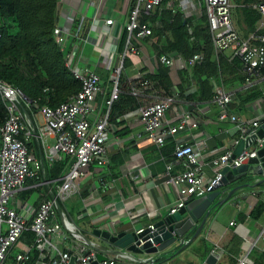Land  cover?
<instances>
[{"label": "built area", "instance_id": "1", "mask_svg": "<svg viewBox=\"0 0 264 264\" xmlns=\"http://www.w3.org/2000/svg\"><path fill=\"white\" fill-rule=\"evenodd\" d=\"M201 7L208 22L215 57L217 58L222 52H230L229 60L238 59L239 73L243 77L244 84L261 85L264 106V36H258L255 33L247 39L239 36L232 22L231 11L234 5L231 0H168L165 3L164 0H129L126 21L122 27V32L126 33L122 50L118 51L121 35L118 36L117 42H111L108 47L96 46L99 50V58L103 59V67L116 75L115 79L109 77L110 82L112 81L109 98L99 103L96 114H94V104L97 96L103 97L107 90H104L103 82L95 71L81 69L78 66L80 60L78 55L82 50L80 47L86 44L83 20H80V24L72 31L71 26L67 36L58 27L54 30L55 41L61 46L63 52L65 68L73 79L78 81L80 90L70 96L67 102L55 108L47 105L39 107L35 114L38 115L36 117L41 118V125L27 122L28 116L22 109L23 106L29 108L32 104L23 92L7 83L0 82V95L7 111L6 120L0 126V264L5 263L9 251L25 232L33 233V244L15 254L12 264L30 262V253L33 248L39 253L48 255L47 264H68L71 257L75 258V264H92L96 261L98 254L106 257L104 262L98 264H175L177 259L195 242L199 239H207L210 221L196 238L168 256L160 255L155 258L137 260L134 254L120 249L106 254L82 234L67 216L64 205L70 197L80 194L81 180L87 173L92 172L95 193L99 188L108 190L113 188L111 183L114 180L106 178L110 175L108 170L109 136L116 128L109 123L108 113L113 101L117 100L121 93L118 80L124 72L125 60L133 62L135 58L138 59L141 53L138 43L143 40L152 41L155 37L152 25L142 22L141 18L153 17L156 13L160 14L162 10H170L173 13L179 11L184 18H199ZM253 8L264 16V0L254 4ZM115 24L113 19L106 18L105 32L111 30ZM155 60L164 66H180L179 69H186L200 64L203 55L195 54L188 59L180 56L159 55L155 56ZM143 75L136 73L133 79L138 80L139 87L132 88L130 94L139 98L145 97L146 103L136 111L120 117L119 120L125 121L129 117L138 118L143 125L146 139L157 149L163 148L168 139L174 140L172 157L183 167L181 172L171 176L172 164L166 165L168 183L174 186L177 193V200L168 212V214H174L188 199L199 198L210 193L221 179L220 171L223 167L238 168L249 159L255 158L257 151L264 148V138L258 139L248 149H243L234 159H232L233 150H226L212 159L208 165L212 168L214 176L208 178L203 170L204 164L193 146L181 143L177 139L179 133L198 127L199 120L195 109L189 103H186V108H175V105L185 103L176 94L168 97L146 96L148 83L142 82ZM232 102V93L225 91L222 87L217 89L212 99V103L219 109L218 121L235 124L238 130L239 136L231 141L234 148L241 139L255 134L264 120V112L250 122L242 123L229 109ZM172 109L176 112L177 121L165 126L167 123L165 115ZM247 129H250L249 134H246ZM43 137L51 138L53 143L43 144ZM136 137L140 138L141 135ZM33 138L41 141L42 155L39 157L32 154L28 148ZM63 158H68L70 164L64 175L56 180H41L45 173L44 163L52 165ZM95 171H97L96 174ZM28 180L34 181L32 185L36 188L43 182L42 186H47L48 189L46 197L40 201L31 219L28 218V209L21 212L12 205L16 201V195L25 187ZM240 189H235L227 202L233 201L236 192ZM116 204H111L107 209L110 218L117 213ZM110 221V224L100 229L107 230L113 235L114 220L110 219ZM233 224L234 222L230 223V225ZM132 230L137 235L144 230H148L147 235L154 232L153 224ZM147 242L155 247L151 237L146 240L142 237L137 239V248H142ZM236 264H253V262L248 255H244L237 258Z\"/></svg>", "mask_w": 264, "mask_h": 264}, {"label": "crops", "instance_id": "2", "mask_svg": "<svg viewBox=\"0 0 264 264\" xmlns=\"http://www.w3.org/2000/svg\"><path fill=\"white\" fill-rule=\"evenodd\" d=\"M128 3L129 0H60L59 17H62L63 20L61 21L62 25H58V28H60L64 35L67 36L72 26L71 20L78 18L87 21L89 24L85 36L86 44L80 47V50L81 48L82 50L81 54L78 55L80 59L78 66L81 69L87 68L96 73L102 71V74L108 73L109 75L110 72L103 67V59L99 58V50L96 46H99V48L102 46L108 47V44L111 42L118 41V36L122 34V27L126 21ZM204 15V10L201 7V16L199 18H202ZM106 18H111L116 22L115 26L108 32H105L104 27V20ZM232 22L239 36L242 38L241 32L233 19ZM261 30H264V16H261L257 26V31ZM150 41L143 40L138 43L141 52L139 58H135L133 62L130 61L131 67L122 73L125 74L128 81L133 80L136 73L146 74L153 69L156 60ZM88 46L89 48L86 53L85 50ZM222 53L230 56V52ZM179 67H172L173 80L175 82L174 88L179 85V78L177 76V71L180 70ZM109 77L106 82L100 77L104 90L108 89V83L110 87L112 86V81L110 82ZM220 87L227 91L223 85L218 84L215 89V94ZM187 88L188 93L197 90V81L192 77L189 78ZM251 88H256L260 92V97L252 101L243 102L246 96L239 98L234 94L236 91L245 93ZM236 91H227L232 93L233 96V102L229 105V109L236 115L240 122H250L259 114H263L264 106L262 102V87L260 84L245 85L243 82ZM146 96L150 98L156 97L150 93H146ZM195 103L189 104L195 109L198 115L199 125L196 129L179 133L177 139L181 143H188L193 146L199 159L204 164L203 170L206 176L211 178L214 176V172L208 164L224 151L234 149L232 148L231 141L234 137H237L238 130L235 124L218 121L219 109L212 103V100L210 102ZM99 106L100 104H95L94 114L97 113ZM174 107L177 109L181 107L183 109L187 107V104L175 105ZM34 114L32 115V119L29 117L26 119L27 122L41 125V118L36 117L38 116L36 114L34 116ZM165 118L167 120L165 126L176 123V112L173 109L168 111ZM125 125L130 129L128 136L118 137L114 135L117 129L110 134L111 137L109 136L110 158L119 151L129 150L125 162L120 167L119 176L113 179L114 181L111 183L113 188L110 190L99 188L95 193L93 190L95 187L94 180L91 176L92 172H90L81 180L82 190L80 194H77L78 196L75 194L70 197L73 198L70 201L73 204L71 206L70 203L67 216L76 224L83 235L85 233L79 224L80 221L87 218L97 219L100 217L105 220L97 227L93 226L92 230L94 228H104L110 224V219L114 220V227L117 231L132 230L133 228L138 229L148 224H154L161 217L168 214L170 208L177 200V193L174 186L168 183L169 176L166 173V165L168 163L172 164V169L170 170L171 176H175L181 172L183 169L182 165L174 161L173 157L169 161H166L158 155V150L160 149H157L154 144L146 139L143 125L139 122L138 118H127ZM139 134L141 137L137 138L136 136ZM42 143L49 145L53 143V140L49 137H43ZM40 145L41 141L39 142L36 138H33V142L31 143L32 154L35 155L34 151L36 148L39 149ZM167 145L175 147L174 140L168 139L166 142ZM94 173L96 174L97 171ZM106 179L110 180V175ZM33 183L34 181L31 182V180H28L25 187L16 195L15 203L12 204L21 212L24 209H28L29 219L32 218L37 206L46 197V192L48 191L47 186H42L43 182L37 188L33 186ZM244 184H248L249 187L238 190L233 201L226 202L217 209L210 220L207 239H199L195 242L188 251L177 259L175 264H205L204 261L207 256L206 254L203 259V248L205 244H208L211 250L216 252L218 257L216 264H229L226 262L229 249L236 241H241L238 257L244 255L249 256L253 247H258L264 251V213L256 221H253L249 217L255 204L259 200L264 201V183H262V177H245L234 185L221 186L216 190L219 192V197L216 202L223 200L234 186ZM83 188L88 190V194L85 197L81 196ZM54 191H56L55 188ZM18 202H20V206L17 205ZM113 203H117L118 210L110 218L109 214H107V209ZM231 222H234V224L230 225ZM89 240L92 241L91 239ZM16 244H19V247L18 250L14 251ZM16 244L9 251L4 264H12L15 254L22 252L26 247L32 245L33 242L30 244L26 243L21 237ZM107 245L110 247L97 246L106 254H111L118 250L113 245ZM34 251L37 253L36 259L31 256ZM30 256V262L35 259L34 264L48 263V255L46 253H39L35 248L31 250ZM135 257L137 260H143L154 258L155 256L142 254L135 255ZM30 262L27 264H31Z\"/></svg>", "mask_w": 264, "mask_h": 264}, {"label": "trees", "instance_id": "3", "mask_svg": "<svg viewBox=\"0 0 264 264\" xmlns=\"http://www.w3.org/2000/svg\"><path fill=\"white\" fill-rule=\"evenodd\" d=\"M166 1L168 0H164V3ZM260 1L231 0L234 5L231 17L244 39L254 33L264 36V30L257 31L261 15L252 7ZM59 2L60 0H0V82L20 89L31 101L32 105L29 108L23 106L22 109L31 119L39 107L47 105L55 108L67 102L70 96L80 90L78 81L73 79L65 68L61 46L55 41L54 30L58 27ZM141 21L148 22L153 27L155 37L150 44L155 56H180L188 59L195 54L203 55L200 64L177 71L179 85L175 88L173 68L155 61L153 69L142 76V82L148 83L145 93L160 97L176 94L185 103L210 102L215 96L218 84L223 85L227 91H236L244 82L239 73L238 59L229 60L230 56L224 53L215 57L205 15L202 18H184L179 11L173 13L170 10H162L160 14L156 13L153 17H142ZM79 24L80 19L73 20L71 31ZM83 25L85 35L89 24L83 20ZM125 37L126 33L123 31L118 51L122 50ZM129 67H131L130 61L125 60L124 72ZM101 72L98 71L97 74L106 82L109 75ZM191 77L197 81L198 88L188 93L187 85ZM126 78L125 74L121 73L118 80L121 93L117 100L113 101L108 113L109 123L117 129L114 135L118 137H125L130 133L125 121L119 118L136 111L146 103L143 98L130 94L132 88L139 87L138 80L128 81ZM110 89L108 83L105 95L99 96V103L109 98ZM234 94L239 98L246 96L243 102L260 97V92L256 88H251L245 93L236 91ZM6 117L7 111L0 95V126L4 124ZM236 136L238 137L239 133ZM28 148L32 153L31 144ZM173 150V146L165 145L158 150V155L169 161ZM128 152L127 149L111 156L108 167L110 179H116L119 176L120 167L125 162ZM34 153L37 157L41 156V148H36ZM69 165L68 158H63L52 165L44 163L45 173L41 180L50 181L61 178ZM87 194L88 190L83 188L81 196L85 197ZM263 213L264 201L259 200L252 208L249 217L256 221L262 217ZM22 239L26 243H32L33 233L25 232ZM240 242L236 241L229 249L227 263L236 264V258L240 254ZM210 251L211 247L205 244L203 259ZM31 256L36 259L37 253L34 251ZM249 257L253 264H264V251L258 247L252 248ZM35 259L30 263L34 264Z\"/></svg>", "mask_w": 264, "mask_h": 264}, {"label": "water", "instance_id": "4", "mask_svg": "<svg viewBox=\"0 0 264 264\" xmlns=\"http://www.w3.org/2000/svg\"><path fill=\"white\" fill-rule=\"evenodd\" d=\"M250 133L247 129L246 134ZM264 138V120L260 123L259 128L246 139H241L234 147L232 159L239 155L243 149L251 147L258 139ZM221 179L214 186L212 191L199 198H190L184 205L174 214H166L153 224L154 232L148 234V230L137 235L133 230L117 231L111 235L107 230L94 228L92 235L114 247L130 252L134 255H150V256H168L179 247L187 245L190 241L197 237L198 233L204 230L217 211V208L227 202L231 193L235 189H240L248 184L234 186L227 196L218 202L219 192L216 190L223 185H234L245 177L254 178L262 177L264 183V148L257 151L255 158L249 159L238 168H230L225 166L220 171ZM190 236L189 239L188 236ZM151 237L155 247L150 242L145 243L142 248H137V239ZM105 254V253H103ZM154 257V258H155ZM106 257L102 254L96 256V261L92 264L104 262ZM218 257L214 250H211L206 258L205 264H216ZM68 264H75V258L71 257Z\"/></svg>", "mask_w": 264, "mask_h": 264}, {"label": "rangeland", "instance_id": "5", "mask_svg": "<svg viewBox=\"0 0 264 264\" xmlns=\"http://www.w3.org/2000/svg\"><path fill=\"white\" fill-rule=\"evenodd\" d=\"M63 20V18L62 17H59L58 18V24L57 25H59V26H61L62 25V21ZM88 48H89V46L86 48V50H85V52L87 53V50H88ZM70 74V73H69ZM109 76L112 78V79H115L116 78V75L115 74H112V73H109ZM100 102V97L99 96H97V101L95 102V104H98ZM94 104V105H95ZM110 137H111V135H110ZM85 184V183H84ZM76 196H78L77 194H76ZM71 199H73V198H70L69 200H66L65 202H64V205H65V208H66V210H68V208H69V206H70V201H71ZM72 204L73 203H71V206H72ZM17 205L18 206H20V202H18L17 203ZM105 220L104 219H102V218H97V219H94V218H87V219H85V220H83V221H80V226H81V228H82V230L84 231V233H85V235H86V237L87 238H89V239H91L94 243H96L97 245H99V246H101V247H105V248H109L110 246L109 245H107L108 243H106V242H104L103 240H99V239H97V238H95L94 236H91L92 235V228H93V226L94 227H97L101 222H104ZM78 225V226H79ZM18 247H19V244H16L15 246H14V251L15 250H18ZM187 256V255H186ZM189 256V255H188Z\"/></svg>", "mask_w": 264, "mask_h": 264}]
</instances>
